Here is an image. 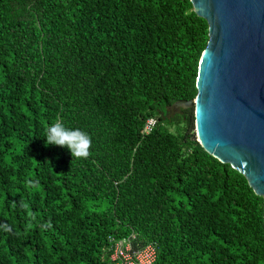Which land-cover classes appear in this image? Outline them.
<instances>
[{"label":"trees","instance_id":"obj_1","mask_svg":"<svg viewBox=\"0 0 264 264\" xmlns=\"http://www.w3.org/2000/svg\"><path fill=\"white\" fill-rule=\"evenodd\" d=\"M208 39L191 0H0V264H111L113 238L156 243L153 264H264V198L193 108L165 116ZM56 120L87 158L45 144Z\"/></svg>","mask_w":264,"mask_h":264},{"label":"water","instance_id":"obj_2","mask_svg":"<svg viewBox=\"0 0 264 264\" xmlns=\"http://www.w3.org/2000/svg\"><path fill=\"white\" fill-rule=\"evenodd\" d=\"M208 23L197 94L166 107L194 109V139L264 198V0H191Z\"/></svg>","mask_w":264,"mask_h":264},{"label":"clouds","instance_id":"obj_3","mask_svg":"<svg viewBox=\"0 0 264 264\" xmlns=\"http://www.w3.org/2000/svg\"><path fill=\"white\" fill-rule=\"evenodd\" d=\"M46 145L66 147L73 158H87L92 145V137L78 127L68 126L60 120L50 123L44 136Z\"/></svg>","mask_w":264,"mask_h":264},{"label":"built area","instance_id":"obj_4","mask_svg":"<svg viewBox=\"0 0 264 264\" xmlns=\"http://www.w3.org/2000/svg\"><path fill=\"white\" fill-rule=\"evenodd\" d=\"M156 123L157 119L150 117L145 123L144 131H152ZM112 240L111 264H153L156 261L157 245L154 242L147 243L143 247H137L131 238H113Z\"/></svg>","mask_w":264,"mask_h":264},{"label":"flooded vegetation","instance_id":"obj_5","mask_svg":"<svg viewBox=\"0 0 264 264\" xmlns=\"http://www.w3.org/2000/svg\"><path fill=\"white\" fill-rule=\"evenodd\" d=\"M168 113H169V112L166 111V113H165V116H166V117H168V116H167ZM176 113H177V112H176ZM176 113H175V114H176ZM175 114L171 115L170 118H171L172 116H174ZM162 116H164L163 113H162ZM165 116H164V117H165Z\"/></svg>","mask_w":264,"mask_h":264},{"label":"rangeland","instance_id":"obj_6","mask_svg":"<svg viewBox=\"0 0 264 264\" xmlns=\"http://www.w3.org/2000/svg\"><path fill=\"white\" fill-rule=\"evenodd\" d=\"M177 125H172L171 126V130H176L177 129V127H176ZM195 135V134H194Z\"/></svg>","mask_w":264,"mask_h":264}]
</instances>
